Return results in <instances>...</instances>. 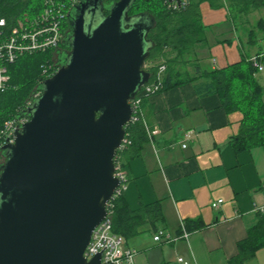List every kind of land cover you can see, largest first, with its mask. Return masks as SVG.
Here are the masks:
<instances>
[{"label":"water","instance_id":"water-1","mask_svg":"<svg viewBox=\"0 0 264 264\" xmlns=\"http://www.w3.org/2000/svg\"><path fill=\"white\" fill-rule=\"evenodd\" d=\"M136 1L116 0L107 15L104 0L74 7L64 64L2 147L0 264H102L85 251L120 186L131 101L151 77L155 20L130 15Z\"/></svg>","mask_w":264,"mask_h":264},{"label":"crops","instance_id":"crops-1","mask_svg":"<svg viewBox=\"0 0 264 264\" xmlns=\"http://www.w3.org/2000/svg\"><path fill=\"white\" fill-rule=\"evenodd\" d=\"M200 7L207 48L192 63L197 59L203 69L217 70L255 59L263 67L256 78L264 103V9L236 18L227 6L205 2ZM182 67V73L194 75L191 63ZM205 82H186L145 104V124L155 133L128 163L125 195L132 210L159 202L164 219L158 228L173 239L156 242L152 226L143 227L142 234L126 240L137 251L135 264H181L179 258L190 264H228L238 242L258 222L264 204V146L234 152L231 141L239 134L243 115L228 113L219 95L203 94ZM218 200L224 203L215 210L212 203ZM189 221L201 227L188 229ZM182 225L188 239L181 237ZM245 264H264V246Z\"/></svg>","mask_w":264,"mask_h":264},{"label":"trees","instance_id":"trees-1","mask_svg":"<svg viewBox=\"0 0 264 264\" xmlns=\"http://www.w3.org/2000/svg\"><path fill=\"white\" fill-rule=\"evenodd\" d=\"M45 0H1L0 16L9 21V26L17 24L29 16L35 18L44 10ZM67 4L66 19L63 22L64 34L67 33V18L77 5H70V0H55ZM116 0H104L105 14L107 7ZM208 2L214 8L227 6L230 14L236 18L247 15L252 11L264 9V0H181L180 5L169 0H137L130 10V15L145 13L155 20V27L149 34L152 42L150 56L146 69L151 74L150 81L158 67L166 66L163 91L175 88L186 82H196L205 79L200 90L203 94H217L228 113L240 112L243 119L239 134L231 145L236 154L264 146V103L263 88L256 74L258 68L252 61L243 59L239 63L223 69L206 70L197 63L191 62L192 57L207 48V27L203 23L201 4ZM63 43V42H62ZM61 45L56 50L27 54L8 64L9 82L0 93V131L4 122L25 116L27 102L36 91H41L46 79L45 68L52 66L49 72L57 71L69 51L67 45ZM62 49H64L62 51ZM67 51V52H66ZM192 64L194 75L182 73V66ZM153 95L141 89L137 98L141 102L142 119L126 127L127 143L118 151L116 162H121L122 169L128 170V163L139 157L142 148L150 142L149 131L145 124V104ZM1 154L5 157L1 151ZM129 180V179H128ZM113 211V230L126 240L142 234V228L152 226L157 232L164 216L159 202L142 204L138 210H132L125 193L115 197L111 203ZM188 229L200 228L191 221L186 224ZM264 246V213H258V222L250 228L247 237L237 244V254L229 259L228 264H245L256 256L257 251Z\"/></svg>","mask_w":264,"mask_h":264},{"label":"built area","instance_id":"built-area-1","mask_svg":"<svg viewBox=\"0 0 264 264\" xmlns=\"http://www.w3.org/2000/svg\"><path fill=\"white\" fill-rule=\"evenodd\" d=\"M1 3V0H0ZM79 0H70V5H76ZM67 4L65 2H57L55 0H45L43 12L35 17L31 18L26 16L23 20H18L17 24L10 27L7 18L0 16V93L5 89L9 82V70L8 64L14 63L19 56L42 53L49 50H56L61 45L64 39L63 22L66 19ZM254 61L255 66L259 70H263L259 64ZM52 70V66L45 68L46 79L52 77L55 73L49 72ZM166 66L160 65L155 72L154 80L147 83L142 89L146 90L149 95H155L163 92L164 75ZM151 78V77H150ZM45 79V80H46ZM42 95L41 91H36L31 99L27 102V109L31 103ZM132 116L131 123H136L142 119V107L141 102L137 96L131 101ZM29 121L26 116H19L17 118L9 119L4 122V125L0 131V152L2 147L6 144H13L16 140V131L19 127L23 126ZM128 124V125H129ZM155 132L149 131V138L152 141V136ZM192 132L185 135V141L190 140ZM127 143L125 137L124 143L121 148ZM183 148L187 147V144H182ZM121 148L119 150H121ZM118 150V151H119ZM116 159V158H115ZM116 176L120 180V186L116 190L115 195L111 199L107 207V216L96 227L92 234L90 243L85 251V257L87 260L94 258L101 254L102 264H135L136 250L128 248L126 246V239L113 230V211L111 210L112 200L125 193L128 183L127 171L122 169L121 162H116ZM224 203L223 200H218L212 203V208L217 210ZM259 212L264 213V204L259 208ZM182 238L188 239L190 233L182 225ZM172 237L163 229L157 231L154 236L156 242H171ZM178 262L181 264H190L183 258H179Z\"/></svg>","mask_w":264,"mask_h":264},{"label":"flooded vegetation","instance_id":"flooded-vegetation-1","mask_svg":"<svg viewBox=\"0 0 264 264\" xmlns=\"http://www.w3.org/2000/svg\"><path fill=\"white\" fill-rule=\"evenodd\" d=\"M82 0H79V3L81 2ZM71 21H72V12L71 13H69V15H68V18H67V25H68V29H67V33H65V36H64V39H63V43H62V45H64V43L66 42V39H67V36H68V33H69V27H70V23H71ZM64 49H62V51H63ZM67 52V51H66Z\"/></svg>","mask_w":264,"mask_h":264},{"label":"rangeland","instance_id":"rangeland-1","mask_svg":"<svg viewBox=\"0 0 264 264\" xmlns=\"http://www.w3.org/2000/svg\"><path fill=\"white\" fill-rule=\"evenodd\" d=\"M191 62H192V60H191ZM3 163H4V158H3V156H2V154H1V152H0V166H1Z\"/></svg>","mask_w":264,"mask_h":264}]
</instances>
